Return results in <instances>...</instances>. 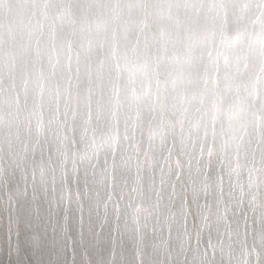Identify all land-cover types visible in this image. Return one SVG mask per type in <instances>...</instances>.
<instances>
[{
	"label": "snow or ice",
	"instance_id": "6c2138e0",
	"mask_svg": "<svg viewBox=\"0 0 264 264\" xmlns=\"http://www.w3.org/2000/svg\"><path fill=\"white\" fill-rule=\"evenodd\" d=\"M24 7V28L0 35V95L31 148L17 136L23 154L10 143L0 176L11 169L35 203L32 243L44 202L53 244L72 240L75 220L85 249L99 250L108 229L113 256L130 232L136 264H262L252 251L264 249V0ZM12 11L0 0V27ZM98 138L110 140L102 181L98 158L82 168L81 145Z\"/></svg>",
	"mask_w": 264,
	"mask_h": 264
},
{
	"label": "bare ground",
	"instance_id": "6f19581e",
	"mask_svg": "<svg viewBox=\"0 0 264 264\" xmlns=\"http://www.w3.org/2000/svg\"><path fill=\"white\" fill-rule=\"evenodd\" d=\"M83 3H90L92 0H81ZM32 0H20L19 4L13 0V11L7 16L4 27H0V35L6 41L8 39V24L11 23L17 30L24 28L26 23V10L25 5L31 4ZM74 19L78 21L77 27L80 26L82 21V12L76 9ZM111 26L110 17H102L99 20V28ZM97 25L94 23L93 28ZM104 60L103 56L96 58V67L99 69L100 61ZM109 70V62L105 60L103 65V71L106 73ZM8 113V99L7 95H0V157L4 160H8L9 144L12 145V150H15L23 154L22 144L17 141L29 145L31 143L25 126L19 123L15 118L7 115ZM23 119V117H21ZM105 135H110L109 130L105 128ZM110 140L107 142L97 139V149L87 148L85 149L81 145V150L86 151L90 157L89 161H85L83 167H87L92 171V165L96 164L97 158L100 163L95 168V179L102 181L106 175L104 172V155L109 150ZM92 176L89 177L91 181ZM7 181V183H6ZM100 189L101 196H104V189L102 184L97 185ZM12 197L11 204L9 203V197ZM36 212L35 203L31 200L30 193L25 194L22 191L21 184L18 177L15 176L11 169L6 176H0V264H136V258L134 253V246L130 239L131 233H127L124 238V247L122 251H118L115 256L112 255V249L108 244L109 230L105 229L102 233L104 243L98 250L96 248H87L80 244L79 241V227L77 221L72 223V240L75 241V245L72 240L63 243H52L51 231L47 225L48 208L44 202L40 203L39 215L41 218V224L38 226L42 230V239L39 243L33 244L34 236L32 229L29 227V221L33 219ZM11 218V219H10ZM98 221L95 216H92L85 224V235H88V229L91 227L92 232L97 231ZM133 227L131 221H129L128 228ZM123 230V229H122ZM149 244L150 240L145 241ZM191 255V254H190ZM145 264H149V260L145 258ZM159 264V261L156 262ZM174 264H179L177 259Z\"/></svg>",
	"mask_w": 264,
	"mask_h": 264
},
{
	"label": "clouds",
	"instance_id": "9594fccd",
	"mask_svg": "<svg viewBox=\"0 0 264 264\" xmlns=\"http://www.w3.org/2000/svg\"><path fill=\"white\" fill-rule=\"evenodd\" d=\"M257 255L262 259V264H264V249H260L259 252L254 248L252 251V259L255 260Z\"/></svg>",
	"mask_w": 264,
	"mask_h": 264
}]
</instances>
